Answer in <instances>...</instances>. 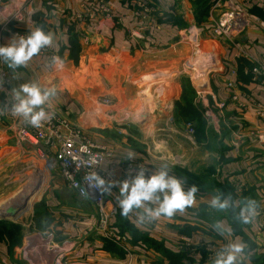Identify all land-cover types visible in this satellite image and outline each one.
Segmentation results:
<instances>
[{
	"label": "crops",
	"instance_id": "obj_1",
	"mask_svg": "<svg viewBox=\"0 0 264 264\" xmlns=\"http://www.w3.org/2000/svg\"><path fill=\"white\" fill-rule=\"evenodd\" d=\"M193 1L0 0V45L36 27L54 36L52 45L41 49L25 66L10 69L0 60V69L7 75L0 83V180L9 174L11 183L18 180L27 191L34 189V201L25 213L28 224L35 233H51L54 244L68 243L71 249L65 258L69 264H169L161 251L139 236L171 253L184 254L193 264L210 263L228 244L242 242L246 247L240 264H264V72H253L254 67L264 71V0H231L244 12L245 24L220 39L211 38L209 29L224 3L210 13L217 0H206L211 5L202 19ZM196 29L207 31L211 39L202 41L217 47L218 54L215 69L198 78L201 92L206 100L211 98V103H225L223 123L215 128L219 136L224 134L223 146H214V170L209 175L204 167L192 170L185 162L173 163L168 152L151 153L144 147L143 137L135 140V131L143 134V130L135 122L126 121V116H134L131 111L142 98L139 92L159 90V100L167 104L178 96L179 80L174 73H186L181 63L190 52L187 34ZM53 56L64 61L63 67L52 65ZM228 81L233 83L232 93L242 106L230 101L224 89ZM26 82L55 87L56 96L46 110L108 148L110 154L102 170L113 174L116 186L105 195L109 201L106 207L111 201L117 206L109 226L125 236L121 243L124 247L96 230L92 199L69 189L55 171H46L36 145L16 138V128L24 120L10 110L12 89ZM256 103L262 107L261 114L257 113ZM132 159L153 172L167 166L173 176L175 169H183L203 184L210 180L214 185L225 184L231 189L234 206L252 199L258 204V214L249 223L239 220L240 233L234 232L229 219L216 218L219 210L209 206L214 194L228 193L208 185L205 190L197 187L195 203L171 218L139 223V209L122 216L119 183L132 176L123 173L122 163ZM134 211L135 217L131 215ZM118 216L136 229L137 237L130 231H119ZM217 224L224 229L223 234L215 229ZM22 225L19 245L8 247V241L0 239V264H32L21 251L33 233Z\"/></svg>",
	"mask_w": 264,
	"mask_h": 264
},
{
	"label": "built area",
	"instance_id": "obj_2",
	"mask_svg": "<svg viewBox=\"0 0 264 264\" xmlns=\"http://www.w3.org/2000/svg\"><path fill=\"white\" fill-rule=\"evenodd\" d=\"M223 3L210 28L212 36L218 39L230 35L232 31L240 30L245 24L244 12L231 0H217L212 5L210 13L218 11ZM136 37L140 38L141 34L137 32ZM253 72L260 75L264 71L254 67ZM6 79V72L0 69V83ZM226 86L230 101L235 105L239 104L238 96L232 93L233 83L228 81ZM103 101L108 103V99ZM255 105L257 113L261 114V105L258 103ZM16 138L18 141L36 145L46 171H55L69 189L82 198L92 199L96 206V230L113 243L124 247L121 243L125 236L109 226L110 219L117 212V206L112 201L109 207H106L109 201L105 195H109L111 190L91 189L87 186L86 180L92 171H96L106 182L114 181L111 172L102 170V164L110 154L108 148L91 140L80 129L72 127L68 120L54 113L50 120L42 122L39 127L31 126L24 121L23 125L16 128ZM50 151L53 153L52 156L49 155ZM138 167H143L146 175L153 172L144 163L135 159L122 163L123 173L128 175H135ZM131 215L135 217L137 213L134 211ZM52 238L51 233L45 236L33 233L21 251L22 257L32 264H69L65 256L71 247L66 242L54 244Z\"/></svg>",
	"mask_w": 264,
	"mask_h": 264
},
{
	"label": "clouds",
	"instance_id": "obj_3",
	"mask_svg": "<svg viewBox=\"0 0 264 264\" xmlns=\"http://www.w3.org/2000/svg\"><path fill=\"white\" fill-rule=\"evenodd\" d=\"M53 33L36 27L27 35H15L8 44L0 45V60L10 69L25 66L41 49L52 45ZM53 66L63 67L64 61L57 56L51 58ZM55 87H42L37 83H22L12 89L13 103L10 110L13 115L21 117L27 124L39 127L41 123L50 120L53 116L49 101L56 96ZM88 187L97 191H110L116 186L107 181L96 171L87 177ZM198 188L196 185L186 187L183 180L170 174L167 166H162L146 175L143 167H138L135 175L119 183L118 201L122 216H127L134 209L141 210L137 216L139 223L157 220L161 217L171 218L175 213L190 208L195 203ZM154 203V207H149ZM209 206L216 210H226L232 206L230 197L217 192ZM258 214V204L255 200L247 199L239 209V219L249 223ZM215 229L223 234L224 229L219 224ZM245 244L233 242L219 251L213 264H240V257L244 253Z\"/></svg>",
	"mask_w": 264,
	"mask_h": 264
},
{
	"label": "rangeland",
	"instance_id": "obj_4",
	"mask_svg": "<svg viewBox=\"0 0 264 264\" xmlns=\"http://www.w3.org/2000/svg\"><path fill=\"white\" fill-rule=\"evenodd\" d=\"M217 14L219 13H216L214 17ZM206 34H208L207 31L199 29L194 30L191 34H187L188 40L190 41V52L185 59V63H181L184 66L181 67V70L186 68V73H174L175 78L178 77V80L184 74L189 80L193 81V83L191 81L190 83L197 100L202 105V115L206 120L205 126L201 131L203 136L198 135V124L195 121H180L179 123L173 121L174 102L181 95V86L179 83L178 96L169 104L162 103L159 100V90H151L148 92L149 89H147L144 94L139 92L138 96L142 98L138 99L139 103L134 105L131 111L134 113V116L133 114L126 116V121L135 122L143 130V134L137 132V130L135 131V140L140 141V138L143 137L144 147L148 148L151 153L161 155L168 152L171 154L170 158L175 164L179 163V161L185 162L186 165L190 164L192 170H199L201 167H204L205 171H208L213 169L212 162L217 151L214 146L219 141V135L215 132V128L221 122L223 123L222 118L224 120L225 103H211V98H207L206 100L201 92L202 84L198 82L199 77H204L205 74L208 75L210 70L215 69L214 65L218 60L217 47L202 41L204 39H215L211 36L210 29L209 36L211 38ZM195 37L197 38L196 41H194ZM199 44H203L204 48L201 49V45ZM185 54L187 55V51ZM199 68L202 69L201 72H198ZM226 85L227 83H225L224 89L227 91ZM170 110L172 114L171 118ZM220 110H223V113H220ZM136 124L133 125L137 128ZM217 129L219 128L217 127ZM210 163L212 164L208 165ZM206 164L207 166H205ZM9 177L11 176L6 174L0 180V213L2 210L11 206L14 208V211L6 216L0 214V219L6 218L9 221L13 220L16 223H20V225L24 223L25 226H22L25 228V231H29L30 234L35 233L28 224L29 216L25 215L29 203L34 201L32 195L34 189L27 191V188L23 187L22 182L16 180L14 183H11ZM7 189H10L8 195L5 194ZM3 193L4 195H2Z\"/></svg>",
	"mask_w": 264,
	"mask_h": 264
},
{
	"label": "trees",
	"instance_id": "obj_5",
	"mask_svg": "<svg viewBox=\"0 0 264 264\" xmlns=\"http://www.w3.org/2000/svg\"><path fill=\"white\" fill-rule=\"evenodd\" d=\"M193 4L196 6V14L200 11L202 19L206 17L207 15V11L209 8V2H207L206 0H195L193 1ZM204 13V14H203ZM174 24L178 25L179 27V23L177 22V20L173 21ZM179 84L181 86V95L179 97V99L177 101L174 102V122L175 123H179L180 121L182 122H186V121H195L198 124V135L203 136V133L201 132L203 130V127L205 126V117L202 115V105L201 103L197 100L196 95L194 94L192 85L190 83L189 78L182 74L179 77ZM224 134L221 133V135L219 136V141L217 142V144L221 147L223 146V138ZM216 144V145H217ZM215 145V144H214ZM215 145V146H216ZM212 170H208L207 175H209L210 172H212ZM175 176L181 180H183L186 184L188 185H196L198 188H202V190H205L208 185L211 187H219L221 188V191L223 193L227 192V196L230 197L231 199V204L232 206L226 210L222 211H217L218 215L216 218L218 217H227L230 221V223L232 224L233 227V231L236 233H240L239 230H237V226L239 225V209L242 205V202H240V205L234 206L233 205V196L231 195V189L226 186L225 184H223L222 186H220L221 184L217 183L214 185L213 180H210V183H206L203 184L201 181H199L193 174H190L189 172H187L186 170L183 169H175ZM116 227L119 228L120 232H125V231H130L132 233V235L134 236H138V233L136 231V229H133L131 227V225L129 224V222L123 218V217H119L116 220ZM21 225L16 223V222H12L6 219H0V239H5L8 241V247L10 246H16L20 244V238L22 236L21 233ZM138 238H143L144 241H148V243L153 246L156 250H159L163 253V255L169 260V264H193V261L191 259H187L185 258L184 254H178V253H171L165 249H162L160 247V245H158L157 243L144 238L143 236H139ZM183 258L186 259V262L183 261ZM198 264H213V261L210 263H203L200 262Z\"/></svg>",
	"mask_w": 264,
	"mask_h": 264
},
{
	"label": "water",
	"instance_id": "obj_6",
	"mask_svg": "<svg viewBox=\"0 0 264 264\" xmlns=\"http://www.w3.org/2000/svg\"><path fill=\"white\" fill-rule=\"evenodd\" d=\"M13 211H14V208L11 206V207H8V208L2 210V212L0 214L1 215L3 214L6 216V215L12 213ZM2 219H6V218H2Z\"/></svg>",
	"mask_w": 264,
	"mask_h": 264
}]
</instances>
